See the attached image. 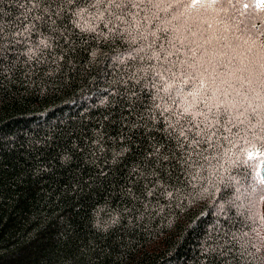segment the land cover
Returning <instances> with one entry per match:
<instances>
[{
  "label": "trees",
  "instance_id": "1",
  "mask_svg": "<svg viewBox=\"0 0 264 264\" xmlns=\"http://www.w3.org/2000/svg\"><path fill=\"white\" fill-rule=\"evenodd\" d=\"M93 2L0 0V264H264L261 0L153 9L158 20ZM227 30L228 46L262 49L219 56ZM193 60L207 102L235 107L186 167L158 121L192 90L180 62ZM173 62L175 76L156 75Z\"/></svg>",
  "mask_w": 264,
  "mask_h": 264
},
{
  "label": "snow or ice",
  "instance_id": "2",
  "mask_svg": "<svg viewBox=\"0 0 264 264\" xmlns=\"http://www.w3.org/2000/svg\"><path fill=\"white\" fill-rule=\"evenodd\" d=\"M83 0H68L69 4L78 5ZM231 3V0H94L91 4L92 8H96L98 5H108L109 7H115L116 9L121 10V13L127 11L129 15H132L131 9H141L146 10L148 13H152V19H159V12H153V9H158L161 11L167 12L169 8L175 9L176 7H181L184 9H195L198 5L202 8L212 7L214 5L220 4L221 6L225 3ZM162 4H167V8H161ZM261 5H264V0H261ZM247 7V5H245ZM107 10V9H105ZM87 8L78 7L77 10L73 13L74 17H83V14L87 12ZM59 15V13H57ZM94 17H98L103 19V13L97 12L93 14ZM183 16V13H180ZM146 20L149 18L147 15L144 17ZM176 19L177 17H173ZM119 19V17H117ZM77 27H81L78 21L74 20ZM111 23V21H109ZM107 27V25H105ZM82 31L94 32L96 31L95 27L85 26L81 28ZM162 31H169V29H159ZM190 31V29H189ZM195 36V33H191ZM149 35L155 36V32L149 33ZM146 38V37H145ZM183 41H181V45L183 46ZM191 43H195L192 41ZM175 47V45H173ZM178 51V50H177ZM189 51L195 54L194 49L189 47ZM169 55H173V53H169ZM167 59V57H165ZM162 71H158L156 73L157 76L163 77L165 73H171L172 76L176 75V63L173 62L171 65L161 66ZM180 68L182 69L181 75H184V72H188V75L185 76L182 81L183 85L189 86L192 90L188 91L186 95L183 93L182 89H176V96L180 97L181 100L178 104L176 99L172 100V104H178L177 110H173L170 115H165V113L169 112V107H165L163 112H161V121H158L159 128L158 130L163 131L166 136L165 139L169 141H173L175 146L179 152L178 159L181 161L182 166L191 167L196 163L195 156L202 155V153L196 152V149L203 143L206 142L208 137L207 129L211 126V124L219 123V119L224 114H229L230 108L235 107V103L227 104L223 108V112H221V104L217 103L215 105H210L207 101L212 99L215 95L213 93V97H209L206 95V90L204 86V81L201 79L199 81V87L197 88L192 81L196 80L198 73V65L193 60L192 63H188L187 61L180 62ZM207 71V69H204ZM212 84H215V80H212ZM231 87V85H229ZM166 92L171 94L173 90L172 84H167L164 88ZM219 91V89H216ZM227 95V93H224ZM240 93L237 92V96ZM192 97V100L189 101L187 98ZM197 97H201V100H198ZM203 102V108L198 107V105ZM223 103V102H222ZM156 107L159 109L160 105L157 104ZM213 107L216 108V112L213 113ZM207 109V112L204 109ZM243 115V113H241ZM211 122V124H210ZM241 124L244 123L243 120L239 121ZM203 125V127H202ZM160 147H164V145H160ZM160 148L156 149L158 153ZM251 156V154H249ZM168 156H164V160H168ZM262 182H264V178H262ZM151 195V192H149ZM168 195H172V193H168Z\"/></svg>",
  "mask_w": 264,
  "mask_h": 264
},
{
  "label": "rangeland",
  "instance_id": "3",
  "mask_svg": "<svg viewBox=\"0 0 264 264\" xmlns=\"http://www.w3.org/2000/svg\"><path fill=\"white\" fill-rule=\"evenodd\" d=\"M217 15L219 14L217 13L216 10L211 8L207 9L206 16H208V18L213 22V25L217 28V31L220 32L221 31L220 19L217 17ZM227 35H228V30L222 37H219L218 39L220 49L217 52V54L219 56H221L223 52H227L232 55V52L229 49L230 47L233 51L237 52L240 55V57L244 60L246 58L251 57L250 48H253L256 51H260L263 47V43L255 44L247 38L235 37V36H233L234 39L230 42L228 46L226 40Z\"/></svg>",
  "mask_w": 264,
  "mask_h": 264
}]
</instances>
